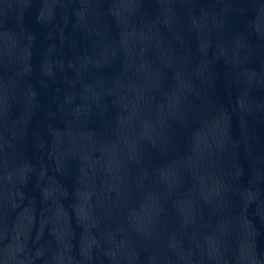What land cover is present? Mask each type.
I'll return each mask as SVG.
<instances>
[{
	"label": "water",
	"instance_id": "water-1",
	"mask_svg": "<svg viewBox=\"0 0 264 264\" xmlns=\"http://www.w3.org/2000/svg\"><path fill=\"white\" fill-rule=\"evenodd\" d=\"M0 264H264V0H0Z\"/></svg>",
	"mask_w": 264,
	"mask_h": 264
}]
</instances>
